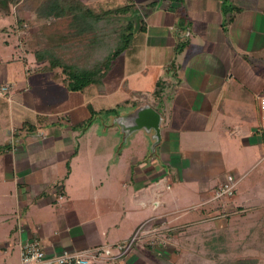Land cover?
Returning <instances> with one entry per match:
<instances>
[{"label":"crops","instance_id":"1","mask_svg":"<svg viewBox=\"0 0 264 264\" xmlns=\"http://www.w3.org/2000/svg\"><path fill=\"white\" fill-rule=\"evenodd\" d=\"M124 2L145 29L114 60L118 79L109 71L102 86L68 90L78 102L52 80L64 103L40 104L30 78L43 63L25 49L17 62L0 56V84L11 90L0 95L6 258L20 261L21 246L38 240L48 256L110 248L91 264H202L213 232L264 214V0H228L226 10L223 0ZM145 105L161 116L159 136L128 118ZM139 131L150 150L137 141L128 152ZM229 174L232 198L212 199ZM133 236L126 253L112 247Z\"/></svg>","mask_w":264,"mask_h":264},{"label":"rangeland","instance_id":"2","mask_svg":"<svg viewBox=\"0 0 264 264\" xmlns=\"http://www.w3.org/2000/svg\"><path fill=\"white\" fill-rule=\"evenodd\" d=\"M8 1L5 0L4 2H0V56L4 59V64L6 61H9L10 58H15L17 62L18 59L24 54V49L25 51L27 48H30L31 51H42L44 49L48 50L51 47V43L57 42L64 45V49L59 45V47H56L54 50L50 49V51H53L52 53L57 55L64 62L75 63L77 65L79 62H81L80 60H82L80 59V55H82L83 46L85 45V48H88L89 45L94 44L99 38L100 33L98 32L97 28L99 24L95 25V27L97 26L96 28L93 26L88 28L82 25L81 29L78 25L72 26L70 23L71 19H69V17H64L58 20H53L52 17H43L42 19H39L38 16H40L42 6L44 4L43 0H15V2L14 0ZM82 1L93 2L98 0ZM101 1L103 6H107L106 8L112 12L118 8L116 6H123L126 4L124 0H110L108 3H106L107 1L105 0ZM180 1L182 2V0ZM129 12V17L127 16L128 12L127 15L121 14L113 17L116 19V21L113 23L115 25V30L111 31L110 28V30L105 29L103 30L104 34L108 35L111 34V32L116 33L123 25L126 26L125 23L127 24V20L131 19L134 14L132 10ZM99 28H101L100 25ZM20 32L22 35L27 32L30 36L28 37L27 33H25L26 38L23 42L24 39H22V35H19ZM133 37L134 36L131 37V43L133 41ZM58 39H60V42H58ZM19 40L23 45L19 43ZM65 45H68V48ZM81 47L82 51L80 53L79 48ZM30 53L31 54L26 56V59L31 62L32 65H34L36 60L35 55L33 54L34 52ZM122 55L125 56L124 53ZM122 55L120 57H122ZM93 60V56H90L80 65L83 64V66H91L93 64ZM44 63L47 64L48 61L43 62V64ZM16 66L19 67H16L14 73L16 75H20L21 73H19L18 70L22 64L16 63ZM57 70L59 71V68H57ZM58 71H41L40 75H35L34 77L30 78V80H34V82H36V87L38 90H43L44 95H42L40 104L43 103L44 105L51 107H59L64 103L63 101L66 97H62L59 92H56L55 89L51 87L52 80H54V82H58L60 87L63 86L61 75L58 73ZM109 76L110 78L116 80L120 74L118 71L111 69ZM110 86H112V84H110ZM161 88L162 83L159 81V86H157L158 93L161 92ZM46 93H48L47 96ZM64 93L71 95V103L78 102L81 99L80 93H71L67 89ZM103 118L107 120L105 116ZM105 135H107L105 137L107 138L108 133ZM3 136V133L0 132V138ZM147 136V133H144L143 131L135 133V135L131 136L128 147L125 146V150L129 152V147L133 143L136 144L137 141L141 144L144 143V146L146 147V141H148ZM147 149L150 150V146ZM250 215L251 214L249 213H245L244 216H238L236 223L232 222L229 227H223L221 230L219 229L215 233L211 232L214 236L213 242L210 240L206 242H210L213 244V246L211 247L207 244H201L200 248H203L202 255L205 257L204 260H200L201 263L241 264L254 261L253 264H264V214L260 220L259 216L251 217ZM7 222L4 223L0 221V225L4 227ZM203 231L204 230L202 229L199 230V232ZM2 246L3 245H0V264H4V262L5 264H19V256L17 257V254L14 253L13 256L6 258V256L2 253Z\"/></svg>","mask_w":264,"mask_h":264},{"label":"trees","instance_id":"3","mask_svg":"<svg viewBox=\"0 0 264 264\" xmlns=\"http://www.w3.org/2000/svg\"><path fill=\"white\" fill-rule=\"evenodd\" d=\"M227 1L228 0H223V3L226 4L223 5L224 10L228 7H230V9L233 8ZM43 2L42 11L40 16H38L39 19L43 17H52L53 20H58L69 17V19H71V25H78L81 29L82 25L91 28L99 24L101 27L99 28V25L98 27L96 26L100 33L97 41L89 45L88 48H85V45L83 46V52L82 55H80V59L82 60H80L81 62L77 65L75 63L64 62L61 58L52 53L53 51H50V49L54 50L56 47H59V45L64 49V45L57 42L51 43V47L48 50L31 51L30 48L26 49L27 52H34L33 54L38 63L48 61L47 64H43L41 67L42 70L58 71L57 68H59L58 73L61 75V80L65 88L69 91H80L89 84L102 86L103 78L111 70L114 60L130 46L133 34L135 32H143L146 26L142 15L133 11V17L127 20L128 23H125L126 26L123 25L124 27L122 26L116 33L111 32V34L108 35L104 34L103 30L105 29L110 28L111 31L115 30V25L113 23L116 19L113 17L121 14L126 15L127 12L134 9L131 3L124 4L123 6H116L118 8L112 12L106 8L107 6H103L100 1L85 3L81 0H43ZM24 34L22 35V39H24L23 42L26 38V34ZM27 36L29 37L30 35L27 33ZM59 40L60 39H58V42H60ZM65 46L68 48V45ZM182 47L183 45L178 46L176 50L179 51ZM36 48L38 49L37 46ZM79 49L81 53L82 47ZM90 56L94 58L91 66L80 65ZM253 262L254 261L241 264H253Z\"/></svg>","mask_w":264,"mask_h":264},{"label":"built area","instance_id":"4","mask_svg":"<svg viewBox=\"0 0 264 264\" xmlns=\"http://www.w3.org/2000/svg\"><path fill=\"white\" fill-rule=\"evenodd\" d=\"M10 91V86L0 84V95H7ZM259 108L261 111V120L264 122V96L259 99ZM238 178L229 174L224 182H221L214 190L212 199L224 200L232 198ZM134 236L124 244L112 246L118 250V253H126L132 246ZM110 248H95L86 251H65L60 255L48 256L44 248L38 240L25 242L20 248L19 264H91L94 260L105 258V254H109Z\"/></svg>","mask_w":264,"mask_h":264},{"label":"water","instance_id":"5","mask_svg":"<svg viewBox=\"0 0 264 264\" xmlns=\"http://www.w3.org/2000/svg\"><path fill=\"white\" fill-rule=\"evenodd\" d=\"M4 1L5 0H0V2H4ZM6 1H8V0H6ZM8 2H10V1H8ZM146 115L149 116V118L146 121H145V119L142 120V118ZM128 118H132V120H135V121L138 120L139 123L141 124L140 126L144 127L147 130L150 128L154 129L155 135L157 134V136H159V125L161 123V116L159 115V113L154 111L149 106H147V105L141 106L133 114H130ZM120 123L122 124V121ZM126 127H128V125L125 126L126 130L134 129L133 126H132V128L129 126L128 129Z\"/></svg>","mask_w":264,"mask_h":264},{"label":"bare ground","instance_id":"6","mask_svg":"<svg viewBox=\"0 0 264 264\" xmlns=\"http://www.w3.org/2000/svg\"><path fill=\"white\" fill-rule=\"evenodd\" d=\"M11 91V90H10Z\"/></svg>","mask_w":264,"mask_h":264}]
</instances>
